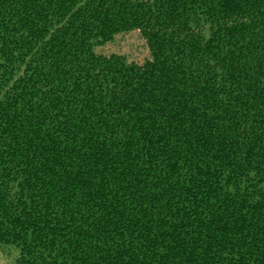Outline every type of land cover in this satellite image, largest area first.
<instances>
[{"label":"trees","instance_id":"1","mask_svg":"<svg viewBox=\"0 0 264 264\" xmlns=\"http://www.w3.org/2000/svg\"><path fill=\"white\" fill-rule=\"evenodd\" d=\"M0 249L264 264V0H0Z\"/></svg>","mask_w":264,"mask_h":264},{"label":"rangeland","instance_id":"2","mask_svg":"<svg viewBox=\"0 0 264 264\" xmlns=\"http://www.w3.org/2000/svg\"><path fill=\"white\" fill-rule=\"evenodd\" d=\"M103 55L117 54L127 59L126 63H135L145 66L151 56L146 42L138 32L118 36L112 44L97 51ZM13 253L0 249V264H12Z\"/></svg>","mask_w":264,"mask_h":264}]
</instances>
